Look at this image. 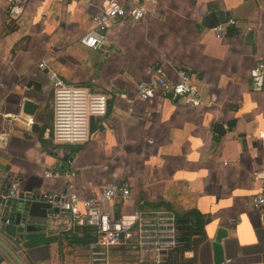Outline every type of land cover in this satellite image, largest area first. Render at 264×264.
<instances>
[{"label": "crops", "instance_id": "1", "mask_svg": "<svg viewBox=\"0 0 264 264\" xmlns=\"http://www.w3.org/2000/svg\"><path fill=\"white\" fill-rule=\"evenodd\" d=\"M110 4L0 0V186L7 191L17 180L26 197L73 185L89 197L128 181L123 210L163 204L193 226L196 234L183 243L189 249L172 253L167 264H214L221 227L228 230L222 264H264V213L251 205L264 184V0H155L144 20L113 21L105 46L83 45L93 17ZM231 18L238 24L218 38L212 26ZM181 69L197 82L201 105L169 94L135 99L141 80L160 70L178 81ZM51 72L108 95V113L91 118L87 143L49 135ZM32 80L41 83L37 94L36 86L27 88ZM28 93L39 102L35 117L22 110ZM71 222L52 210L58 240L23 255L26 264H74V252L93 233L88 228L87 238L85 226ZM0 264L17 263L0 249Z\"/></svg>", "mask_w": 264, "mask_h": 264}, {"label": "built area", "instance_id": "2", "mask_svg": "<svg viewBox=\"0 0 264 264\" xmlns=\"http://www.w3.org/2000/svg\"><path fill=\"white\" fill-rule=\"evenodd\" d=\"M90 2L91 0H84ZM150 4L155 0H111V4L93 17L94 27L81 38V43L98 49L108 43L110 25L117 19L144 20L150 13ZM231 18L212 26L218 38L227 36L228 28L238 24ZM46 65L43 60L39 66ZM180 79L171 80L158 70L150 80H141L136 86L135 99H152L161 94H173L190 106L201 105V94L196 81L184 69ZM53 86V126L49 133L57 143L84 144L91 137V118L108 113L109 97L102 92L68 82L56 72L49 74ZM72 172H67V175ZM52 170L45 172L51 177ZM132 194L128 181H113L99 194L81 195L71 185L60 192H43L40 198L51 204L57 217H71V226L84 221L93 238L83 250L74 252V264H167L172 253L177 251L179 241L178 216L171 210L145 213L140 210L120 212ZM5 200L22 198L20 183L15 180L2 195ZM252 207L264 213V184L251 197ZM113 251L117 254L113 256Z\"/></svg>", "mask_w": 264, "mask_h": 264}, {"label": "water", "instance_id": "3", "mask_svg": "<svg viewBox=\"0 0 264 264\" xmlns=\"http://www.w3.org/2000/svg\"><path fill=\"white\" fill-rule=\"evenodd\" d=\"M252 39V34H249L247 42L252 43ZM40 85L41 83L32 80L28 83L27 88L32 89L36 86L37 88H34L33 91L37 94L40 92ZM33 95L35 96V94ZM169 97L173 98V94L170 93ZM38 109L39 102L31 98L29 93L25 94L22 106L23 113L27 116L35 117ZM39 128V123L34 122L33 131L38 132ZM0 168H3V165H0ZM8 168V166L5 167L6 170ZM5 192V186H0V249L17 264H26L22 258L23 255H27L28 257V253L33 249L56 243L58 240L57 234L50 231L52 206L43 201L40 195L5 200L2 197ZM184 221L183 219H178L179 241L181 243H188L190 240V230L188 225H182ZM76 224L85 226L84 221L77 222ZM227 235L228 230L221 227L217 232L215 240L212 242L214 264L225 262L222 240Z\"/></svg>", "mask_w": 264, "mask_h": 264}, {"label": "rangeland", "instance_id": "4", "mask_svg": "<svg viewBox=\"0 0 264 264\" xmlns=\"http://www.w3.org/2000/svg\"><path fill=\"white\" fill-rule=\"evenodd\" d=\"M47 85V84H46ZM126 204V203H125ZM125 204H123V205H121L119 208H118V210L120 211V212H130V211H125V210H123V208H124V205ZM162 207H165V208H167L166 206H164V205H159V206H157V207H148V206H143V207H138V210H140V211H143V212H145V213H151V212H154V211H156L157 209V211H162V212H168V211H166L165 209H163ZM133 211H135V210H133ZM170 212H172L173 213V211H170ZM176 214V213H175ZM70 236H72L71 234H70ZM117 254V251H113V256L114 255H116ZM117 262H116V260H115V263L114 264H116Z\"/></svg>", "mask_w": 264, "mask_h": 264}, {"label": "trees", "instance_id": "5", "mask_svg": "<svg viewBox=\"0 0 264 264\" xmlns=\"http://www.w3.org/2000/svg\"><path fill=\"white\" fill-rule=\"evenodd\" d=\"M159 205H163V204H158L157 206H159ZM164 206H167V205H164ZM198 222H199V224H200V228L203 230L205 220L203 221V220H200V219L198 218ZM84 230H85L84 235L88 238V235H89L88 227H85ZM85 236H84V237H85ZM89 236H90V235H89ZM204 239H206V235L202 233V240H204ZM187 249H189V248H187V247L185 246V244H183V243H181V244L178 246V248H177V250H178L179 252H181V253H184Z\"/></svg>", "mask_w": 264, "mask_h": 264}, {"label": "flooded vegetation", "instance_id": "6", "mask_svg": "<svg viewBox=\"0 0 264 264\" xmlns=\"http://www.w3.org/2000/svg\"><path fill=\"white\" fill-rule=\"evenodd\" d=\"M189 230H190V239H192L191 237H193V234H195V231L193 230V226L190 225Z\"/></svg>", "mask_w": 264, "mask_h": 264}]
</instances>
